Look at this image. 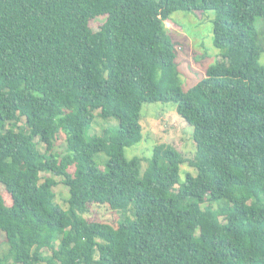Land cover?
<instances>
[{
    "label": "trees",
    "instance_id": "obj_1",
    "mask_svg": "<svg viewBox=\"0 0 264 264\" xmlns=\"http://www.w3.org/2000/svg\"><path fill=\"white\" fill-rule=\"evenodd\" d=\"M204 11L221 59L184 91L166 23ZM263 57L264 0H0V264H264ZM147 103L192 127L196 175L164 144L143 172L125 158ZM97 110L118 125L90 136ZM94 204L116 227L84 217Z\"/></svg>",
    "mask_w": 264,
    "mask_h": 264
},
{
    "label": "rangeland",
    "instance_id": "obj_2",
    "mask_svg": "<svg viewBox=\"0 0 264 264\" xmlns=\"http://www.w3.org/2000/svg\"><path fill=\"white\" fill-rule=\"evenodd\" d=\"M213 19L214 14L210 11L182 13L178 12L172 16V21L166 23L169 33L177 43L178 52V71L182 80V89L184 91L196 85L204 76L205 70L221 59V51L213 45ZM103 18L98 17L90 22L93 31H98ZM264 66V57L261 59ZM99 111H95V119L88 129L90 136H98L102 130L107 127H116L117 119H103L98 116ZM140 126L142 129V140L140 143L126 148L124 156L127 160L139 158L141 160V171L148 166V160L151 159L155 145L164 144L172 147L179 152L184 159L180 166L179 180L183 182L187 174L196 175L195 169L189 162L196 153V144L193 139V130L178 114L176 105L172 103L143 104L141 110ZM5 129H10L9 124L2 125ZM0 126V129L1 127ZM16 127L26 128L24 120H20ZM38 144L41 152L45 151V145ZM65 148V140L61 139L55 142L54 151L62 153ZM106 160V156L100 153L97 156L99 165ZM101 167V165H100ZM103 169V167H102ZM42 178L53 177L51 174L43 173ZM57 185L53 188L55 193V202L64 210L68 207V187L63 183V179L55 177ZM3 194V193H2ZM6 204L9 203L7 193L3 194ZM88 221L105 223L116 227L117 222L121 220L120 214L111 211L106 205H91L89 211L84 215ZM124 219L132 220L131 215L124 216ZM0 232V255L8 252V245L3 240ZM45 255L50 252L44 251ZM98 256L96 255L95 258Z\"/></svg>",
    "mask_w": 264,
    "mask_h": 264
}]
</instances>
